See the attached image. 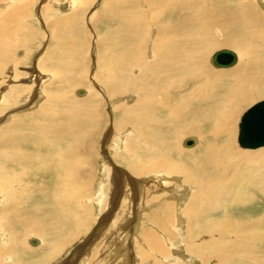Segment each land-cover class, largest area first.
Here are the masks:
<instances>
[{
  "label": "rangeland",
  "instance_id": "rangeland-1",
  "mask_svg": "<svg viewBox=\"0 0 264 264\" xmlns=\"http://www.w3.org/2000/svg\"><path fill=\"white\" fill-rule=\"evenodd\" d=\"M247 1L260 13V17L263 15L264 19V0ZM146 3L149 6H156L161 1ZM201 3L202 9L209 10L216 9L220 5L229 8L233 1L227 0L217 6L214 0H202ZM240 7L247 11V5L240 3L238 8ZM120 10L128 16L141 14L145 21L143 24L147 35L149 30L154 28L155 15L151 16L152 13L147 5L138 4L136 0H0V23H7L6 27L10 28L11 36H13L10 58L6 59V63L0 62V105L7 94H14L13 98H15L12 107L0 115V132L8 129L7 132L13 131V138L22 139L34 135L36 133L34 128L37 127L44 132L47 128L56 125H74L81 134H89L81 147V154L86 158L84 161L87 160L88 165L84 166L80 174V183L83 185L84 178L90 175V184L82 187L84 188L83 196L75 204L76 210L85 212L80 215H76L75 211L73 213V219L79 217L80 227L83 229L78 231L70 243L65 240V236L70 231L73 235V226H66L60 234H52L62 225L46 220L50 214L57 213L56 211L50 213L52 208L46 207L53 191V182L49 181L54 179L52 175L47 179L45 177L37 179L35 173H30L25 181L22 180L23 183L22 181L19 182L20 185L16 183L15 188L18 189L12 187L4 193L11 195L0 194V219L12 225L6 228L0 222L1 253L9 256L4 251L9 243L18 247L11 258L5 257L6 261H0L3 262L2 264H220L213 253L208 254L205 251V247L201 250L204 244L199 246L201 242L197 238L193 225L186 220L179 221L181 223H171L172 221L167 223L161 217L160 210H157L159 205L165 204L169 199L172 201L174 198L173 201L179 203L178 206L182 210H178L180 212L177 215L181 213L184 216L182 213L189 202L191 192L189 190L186 192L179 187L181 189L178 188L169 198V193L161 190L164 187L171 190L176 184L183 183L182 174L161 173L159 175L156 174L158 172H152L134 175L130 172L128 164L123 163L125 158L132 162L131 156L133 151H138L141 137L129 119L124 127L117 128V123L122 121L121 114H124L121 109L127 106L135 110L139 100L136 93L143 85L151 83L147 76L135 70L131 78L134 84L128 88L129 78L124 71L121 72L116 67L119 56L123 59L127 56L128 47L123 49L109 43L108 37L113 32V28L118 25L119 20L116 19V25V21L112 18L108 20V15L112 13L120 15ZM184 10H186L185 5H182L179 10H173L169 15L170 20L183 18V15L178 17L175 13L179 15ZM201 13L198 12V14ZM221 17L223 14L220 15ZM2 26L0 25V28ZM203 27L206 29L205 25ZM243 36L240 39L242 45L246 47L248 43L253 44L249 46L250 51L254 53L250 61L255 64L260 63L263 57L259 53L256 56V50L259 52L260 44L246 41L244 38L247 36L245 34ZM58 37L59 41L56 40ZM216 37L221 40L219 31ZM120 46L123 47L124 44ZM223 49L234 52L238 58L231 68L220 69L212 62L213 54ZM244 53L245 50L241 46L218 47L208 55L207 64L215 74L230 73L240 65L244 66L247 60ZM256 57L259 59L258 62ZM108 59L111 62L109 64ZM77 90H83L84 94L77 96ZM261 94L262 96L257 100L245 105L236 118L234 146L237 150H243L237 143L240 118L251 106L264 100V91ZM57 98L62 103L58 106L55 104ZM45 107H50V113L53 115L44 113L42 109ZM40 110L41 113L38 114L37 111ZM88 114L92 116L91 119H88ZM71 116L77 118L75 123ZM15 122L18 124H13ZM10 124H13L12 128ZM37 139L38 136L31 142ZM186 139L194 142L195 149L200 144L197 135H188L180 142V148L183 150L186 148L183 146ZM129 145L132 147L131 149L129 147L130 152L126 157L125 151ZM32 151L34 152L33 149ZM189 152L191 151L188 150L186 153ZM38 155L45 157L46 153L43 150ZM16 165L17 168L14 167L11 171L21 172L18 165L22 166V163ZM159 177H162L161 180ZM153 179L158 183H155ZM29 184L31 191L26 193L29 201L24 196L22 205L17 206L13 202L12 205L8 204L22 193V188L26 189L25 186ZM179 197L180 199L176 200ZM41 200L42 204H38ZM3 201L7 206H11L9 210L8 208L6 211L2 210L5 206ZM36 208L41 211L40 218L35 221V226L26 225L27 230L24 234L25 221L21 223L22 220H19L18 216L33 217L35 216L33 211ZM263 212L264 199H258L256 196L253 203L236 208L234 215L236 213L238 216L236 220H238L244 216L256 217ZM4 213L5 215L2 216ZM85 215L86 222H84ZM157 217L162 218L163 224L159 219L157 223H154ZM38 227L48 228V230L42 232ZM258 229L261 231L260 228L256 231ZM225 231L226 237L218 239L230 244L237 243L234 235H230L234 229L228 228ZM240 233L245 234L244 230ZM236 234L239 235L238 232ZM31 240L38 241V245L33 246ZM7 241L8 243H5ZM158 244L160 251L155 247ZM213 247L215 248V245L210 248ZM252 248L255 250L248 254L250 257L254 255L257 259L264 258V244L259 246L254 244ZM231 255L235 256V253L232 252ZM241 257H244L241 253L234 261L223 257L222 262L223 264H248Z\"/></svg>",
  "mask_w": 264,
  "mask_h": 264
},
{
  "label": "bare ground",
  "instance_id": "bare-ground-1",
  "mask_svg": "<svg viewBox=\"0 0 264 264\" xmlns=\"http://www.w3.org/2000/svg\"><path fill=\"white\" fill-rule=\"evenodd\" d=\"M147 1L155 0H136L138 4L147 5L152 13L151 16L155 15L154 28L149 30L148 35L145 32L143 24L145 21L141 14L128 16L120 10V15L114 13L108 15V20L112 18L116 21V25L119 20L118 25L113 28V32L108 37L109 43L123 49L128 47L125 59L119 56L116 61L117 69L124 71L129 78L127 87L131 88L134 84L131 78L135 70L147 76L151 83L143 85L136 93L139 100L137 104L135 103V110L127 106L121 109L124 114H121L122 121L117 123V128L124 127L129 119L141 137L138 151L131 153L132 162L123 157L125 158L123 163L128 164L130 172L134 175L152 172H158L156 174L159 175L161 173L182 174L183 183L176 184L171 190L166 187L161 190L169 193V198L179 187L186 192L188 190L191 192L189 202L182 213L184 216L181 213L177 215L180 212L178 210L181 209L178 206L179 203L173 201L174 198L172 201L169 199L165 204L159 205L157 210H160L161 217L167 223L170 221L181 223L182 220H186L193 225L197 238L201 242L199 246L204 244L201 250L205 247V251L208 254L213 253L220 264H223V257L234 261L239 253L244 255L241 258L248 264H264V258L257 259L254 255L252 257L248 255L255 250H252L254 244L256 246L264 244V232H262L264 212L256 217L250 215L238 220H236L238 218L236 213L234 215L236 208L253 203L256 196L258 199H264V148L237 150L234 146L238 114L245 105L261 97L264 91L263 15L260 17V13L247 0H231L233 4L229 7L230 9L220 5L227 0H214L215 6H220L209 10L202 9V0H159L161 3L156 6H149ZM240 3L247 5V11H244L243 7L238 8ZM182 5H185L186 10L175 15L178 17L183 15V18L171 21L169 15L173 10H179ZM206 6H208L207 1ZM120 7H122L121 4ZM197 11L203 14H198ZM209 11L211 13H208ZM222 14L223 17L220 18ZM6 24L0 23L3 25L0 28V62L4 63L10 58V46L13 42L12 31L6 27ZM218 31L221 40L216 37ZM244 34L247 36L244 38L246 41L260 44L259 52L256 50V56L259 53L263 57L260 63L255 64L250 61L254 57V53L250 51L253 44L248 43L246 47L241 44L240 39L244 37ZM56 40L59 41V37ZM236 46H241L245 50L244 55L247 60L244 66L232 68L230 73L222 75L213 73L207 64V57L211 51L218 47ZM236 60L238 61V58ZM258 61L259 59L256 62ZM109 63H111L110 59H108ZM13 97L14 94H7L1 100L0 115L12 107L11 105L15 102ZM59 103L62 104L57 98L56 106ZM50 109L45 107L42 111L49 114ZM37 113L40 114L41 110ZM50 114L53 115V113ZM87 117L91 119L92 116L88 114ZM49 118L51 119V116ZM72 118L75 123L77 118ZM13 124L17 125L18 122ZM13 124H10L11 128ZM7 130L0 132V194L11 195L4 193L12 187H17V182L19 184L22 180L25 181L30 173H35L37 179L44 177L47 179L52 175L54 179L49 181L53 182V191L46 207L52 208L50 213L54 211L57 213L50 214L46 220L62 225L52 234H60L66 226H73V235L70 231L65 236V240L70 243L78 231L83 229L80 227L79 217L73 219V213L75 211L76 215H80L85 212L76 210L75 204L83 196L84 188L82 187L90 184V175L84 178L83 185L80 183V174L84 166L88 165L87 160L84 161L86 158L81 154V147L89 134H81L74 125H56L47 128L44 132L40 127L34 128L36 132L34 135L17 139L13 138V131L7 132ZM188 135H197L200 144L196 149L195 144L190 148L184 147L187 151H191L186 153L185 149L180 148V142ZM36 136H38L37 141L31 142ZM129 147L131 149L132 146L129 145L126 148V157L130 152ZM43 150L46 153L45 157L38 155ZM34 153L37 154L34 155ZM21 163L22 166L18 165L21 172L13 173L11 170L14 167L17 168L16 164ZM159 178L161 180L162 177ZM153 181L158 183L154 179ZM25 187L26 189L22 188V193L8 204L12 205L13 202L17 206L22 205L25 200L23 197L31 191L30 184ZM76 195L78 196L74 198ZM179 199L180 197L176 200ZM26 200L29 201L28 196ZM43 202L46 203V201ZM38 204H42V200L38 201ZM6 206L7 204L3 207V211L11 207ZM33 212L35 215L33 217L18 216V219L22 220L21 223L25 221L24 234L27 230L26 225L35 226V221L40 218V210L36 208ZM241 214L244 213L241 212ZM4 215L5 213L2 214ZM162 218L157 217L154 223H157L159 219L163 224ZM86 219L85 215L84 222ZM0 222L6 228L12 227L4 219H0ZM38 228L42 232L48 230V228ZM228 228L234 229L230 235H234L237 243L230 244L218 239L226 237L224 232ZM257 228L261 231L259 229L256 231ZM241 230H244L245 234H241ZM10 237L13 238L12 235ZM12 244L5 246L4 251L9 256H4L0 249V261H6L7 257L11 258L14 250L18 249L17 245L13 247ZM213 245L215 248L211 249ZM155 247L157 250L160 249L159 244ZM232 252L235 256L231 255Z\"/></svg>",
  "mask_w": 264,
  "mask_h": 264
},
{
  "label": "water",
  "instance_id": "water-1",
  "mask_svg": "<svg viewBox=\"0 0 264 264\" xmlns=\"http://www.w3.org/2000/svg\"><path fill=\"white\" fill-rule=\"evenodd\" d=\"M62 8H66L62 6ZM236 55L230 50H219L213 54L212 62L218 68H228L235 64ZM84 94L83 90H77L76 95ZM237 143L243 149H257L264 146V100L251 106L240 118L238 124ZM194 142L186 139L183 146L190 148ZM38 241L31 240L33 246L38 245Z\"/></svg>",
  "mask_w": 264,
  "mask_h": 264
}]
</instances>
